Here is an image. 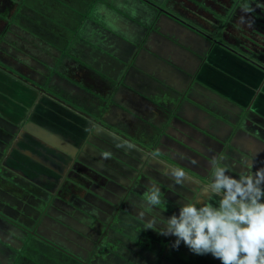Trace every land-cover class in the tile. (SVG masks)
I'll use <instances>...</instances> for the list:
<instances>
[{
    "label": "crops",
    "instance_id": "1",
    "mask_svg": "<svg viewBox=\"0 0 264 264\" xmlns=\"http://www.w3.org/2000/svg\"><path fill=\"white\" fill-rule=\"evenodd\" d=\"M18 6L0 18V264H43L46 248L81 258L87 246L91 264L104 227L113 244L95 264H221L158 231L184 203L216 204L202 191L213 161L234 178L246 162L264 167V56L208 42L149 1L89 0L60 41L39 10L18 23ZM96 89L108 111L88 107ZM172 168L188 179L176 184ZM152 185L160 205L145 199Z\"/></svg>",
    "mask_w": 264,
    "mask_h": 264
},
{
    "label": "clouds",
    "instance_id": "2",
    "mask_svg": "<svg viewBox=\"0 0 264 264\" xmlns=\"http://www.w3.org/2000/svg\"><path fill=\"white\" fill-rule=\"evenodd\" d=\"M246 163L248 170L234 178L226 165L213 161L210 182L202 191L217 197L216 204L199 199L184 203L158 233L174 236V248L183 242L192 253L211 254L221 264H264V167L253 171L254 162ZM169 173L176 184L188 179L179 168ZM145 199L160 205L161 189L152 185ZM154 227L155 221L150 222L148 229Z\"/></svg>",
    "mask_w": 264,
    "mask_h": 264
},
{
    "label": "rangeland",
    "instance_id": "3",
    "mask_svg": "<svg viewBox=\"0 0 264 264\" xmlns=\"http://www.w3.org/2000/svg\"><path fill=\"white\" fill-rule=\"evenodd\" d=\"M22 1L23 0H14L15 4L10 6L4 5L3 3V5L0 7V18L3 19L4 18L3 15H9L17 6V4H19L17 13L15 12L16 13L15 16L18 18L17 22L23 24L25 18H29L28 16H32L34 19H38L42 17L43 15L41 13H38L37 11L39 10L44 14L43 17L48 15L47 17L52 21L51 23H49V26L51 25L50 38H52V36L55 33V35H57V40L60 41L62 39L61 37L70 36L71 29L75 27L76 22L80 19L82 14H84L85 7L89 0H56L57 2H55V0H51V2H48L47 4L44 5V8H41L39 6V2H40L39 0H24L23 2ZM144 1L145 2L149 1V3L154 4L161 11H167L168 13L178 18L179 20H182L183 22L189 24L192 28L196 30L197 35L204 36L208 42L215 41L228 48H235L236 51L237 49L243 50L244 53L248 52V49H250L249 46L251 47L253 46L254 51L257 50L256 49L257 46H259V48L262 51H264V45L258 36V33H261L259 34L260 36L264 35V28L263 30H260L257 27L256 20L253 16L254 12L259 8V5L264 0H243L242 4L244 5V7L242 8L241 5L239 4L241 0L239 2H237L236 0L234 1L233 0H144ZM142 4L145 3L142 2ZM114 5L116 8L117 7L119 8L121 2L116 3L115 1ZM70 6L74 8L73 9L74 11L69 8ZM90 10H92V8H90ZM258 11L259 10H257L256 12ZM73 12L76 14H73ZM25 13L27 15H24ZM83 17H85V15ZM55 23L57 24L60 23L59 25L63 24L66 31L59 34L57 31L59 30L58 28L60 26L57 28ZM262 23L264 22H261V24ZM51 41L56 43V40L54 39H52ZM241 43L242 44L244 43L245 45L243 46ZM235 49L233 50L235 51ZM102 97H105L103 91L100 89H96L95 97H93V99H91L88 102V107L89 104H91L92 106L94 105L95 102H97V105L96 104L94 105L97 111L99 112L108 111L106 106L112 107L113 105H106L107 102L104 99H102ZM70 107L75 109V111L83 113L81 110H78L80 108H74V105ZM89 111L93 113L95 110L92 111L90 109ZM101 122H102L101 120H98V123ZM116 133L117 135L124 136L123 134H120V132L118 131H116ZM142 135L144 138L147 139L150 138V135L148 133H143ZM130 141H132L133 143H135V145L139 147H143L137 142V138L130 139ZM146 149L150 151V149H148L147 147ZM5 166L6 163L3 162L1 167L5 168ZM11 171L17 172V170H11ZM139 180H141V178H139ZM151 211L152 209H148V214L149 213L151 214ZM98 223L99 221L92 222V224H95L97 226ZM101 231L102 233H104V239L102 243L96 244L97 246L94 248V252H93L95 254V260L91 262V264L93 263L95 264L99 262L100 261L99 258L103 256V253L108 252L113 244L111 241L112 238L111 229L104 227L102 228ZM86 238L88 237H84L82 240ZM91 238L92 240H96V235L91 236ZM120 245H121L120 241L113 245L114 248H116L115 251L118 250V246ZM162 245L163 244H161L160 246L161 252H163ZM180 245L183 246L184 245L183 242H181ZM96 248H99V250L95 251ZM84 249L85 250L79 253L81 257L79 258L76 256L74 257L70 256L68 254L66 255L63 254L58 256L54 254V252L56 251L55 249L46 248L45 251H48L49 253L48 258L45 256L42 258L43 260L39 262L43 264H46V262H48V264H78V263L83 264L84 263L83 260L84 258H86L90 250V246H87Z\"/></svg>",
    "mask_w": 264,
    "mask_h": 264
},
{
    "label": "trees",
    "instance_id": "4",
    "mask_svg": "<svg viewBox=\"0 0 264 264\" xmlns=\"http://www.w3.org/2000/svg\"><path fill=\"white\" fill-rule=\"evenodd\" d=\"M234 1V0H233ZM237 2H239L240 0H236ZM243 0H241L240 2H239V4L241 5V8L242 7H244V5L242 4L243 2H242ZM257 10H259L258 12H256ZM255 12H254V18H255V20H256V23H257V27L260 29V30H263V28H264V23H262L261 24V22H264V1L259 5V8L257 9ZM234 11V10H233ZM232 14V13H231ZM236 16H237V14H236ZM235 16V17H236ZM220 21V20H219ZM225 25V24H224ZM224 25H223V27H224ZM239 31H242V30H239ZM259 34H261V33H258V36H259V38L261 39V41H262V43H263V45H264V35L263 36H260ZM245 38V37H244ZM242 44V43H241ZM243 46L245 45L244 43L242 44ZM226 47V46H225ZM225 47H221V46H216V48H215V50L214 51H217V52H214L213 51V54H215L216 55V53H220V57H222V58H228V59H230V60H232V61H234L235 60V55H234V53L231 51V50H229L228 48H225ZM248 47V46H247ZM249 48L250 49H248V50H253V46L251 47V46H249ZM257 48V52L259 51V53H261L260 55L261 56H264V51H262L260 48H259V46H257L256 47ZM232 49H235V48H232ZM238 50V49H237ZM238 51H241V52H243V50H238ZM258 53V54H259ZM245 62V63H244ZM236 63H238L240 66H241V68L242 69H245V70H247L248 69V65L246 64L247 62L245 61V60H243V59H241V61H240V63H239V61H236Z\"/></svg>",
    "mask_w": 264,
    "mask_h": 264
},
{
    "label": "water",
    "instance_id": "5",
    "mask_svg": "<svg viewBox=\"0 0 264 264\" xmlns=\"http://www.w3.org/2000/svg\"><path fill=\"white\" fill-rule=\"evenodd\" d=\"M51 96H53L54 99H57L60 103L65 104V105L68 106V107L72 106L71 104H69L70 106L67 105L68 103H67L66 101L62 100L61 98H59V97H57V96H54L53 94H51ZM70 108H71V107H70ZM101 257H103V256H101Z\"/></svg>",
    "mask_w": 264,
    "mask_h": 264
},
{
    "label": "flooded vegetation",
    "instance_id": "6",
    "mask_svg": "<svg viewBox=\"0 0 264 264\" xmlns=\"http://www.w3.org/2000/svg\"><path fill=\"white\" fill-rule=\"evenodd\" d=\"M116 133V132H115ZM100 178V177H99ZM104 179V178H103ZM144 179V178H143Z\"/></svg>",
    "mask_w": 264,
    "mask_h": 264
}]
</instances>
